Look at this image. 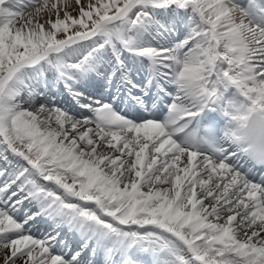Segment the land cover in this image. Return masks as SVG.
I'll return each instance as SVG.
<instances>
[{
    "label": "snow or ice",
    "instance_id": "6c2138e0",
    "mask_svg": "<svg viewBox=\"0 0 264 264\" xmlns=\"http://www.w3.org/2000/svg\"><path fill=\"white\" fill-rule=\"evenodd\" d=\"M0 264H264V0H0Z\"/></svg>",
    "mask_w": 264,
    "mask_h": 264
}]
</instances>
